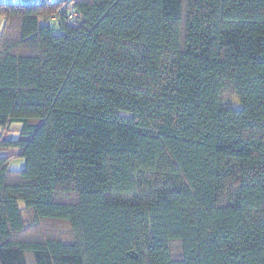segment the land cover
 <instances>
[{"label": "trees", "instance_id": "16d2710c", "mask_svg": "<svg viewBox=\"0 0 264 264\" xmlns=\"http://www.w3.org/2000/svg\"><path fill=\"white\" fill-rule=\"evenodd\" d=\"M2 19L0 264H264V0Z\"/></svg>", "mask_w": 264, "mask_h": 264}, {"label": "crops", "instance_id": "0c3cea01", "mask_svg": "<svg viewBox=\"0 0 264 264\" xmlns=\"http://www.w3.org/2000/svg\"><path fill=\"white\" fill-rule=\"evenodd\" d=\"M2 2H14V3H23V1H26V0H0ZM17 1V2H15ZM28 1V0H27ZM32 2H28V3H38V1L36 0L35 2H33L34 0H31ZM4 25V20L2 19L0 21V32L2 31V27ZM20 129V126L15 124V125H12L10 127V131H8L7 135H6V138L8 139H13V138H16L17 135H18V131ZM3 129L0 128V138L2 137V134H3ZM18 154V151L17 150H10L8 152H0V156H16ZM17 159H20L21 163H20V169L23 168V165H24V160H22L21 158H15V159H12L11 161V164L17 160ZM14 170H18V169H14Z\"/></svg>", "mask_w": 264, "mask_h": 264}, {"label": "rangeland", "instance_id": "374dc122", "mask_svg": "<svg viewBox=\"0 0 264 264\" xmlns=\"http://www.w3.org/2000/svg\"><path fill=\"white\" fill-rule=\"evenodd\" d=\"M36 0H34L33 2H35ZM38 2H40V0H37ZM51 2H59V1H65L67 3H69L71 0H50ZM2 2V1H0ZM17 2V1H15ZM28 2H32L31 0H26V1H23V3H14V2H2V3H10V4H18V5H29V4H38V3H28ZM3 28V27H2ZM21 160L20 159H17L15 160L12 164H11V168L12 169H20V162Z\"/></svg>", "mask_w": 264, "mask_h": 264}]
</instances>
